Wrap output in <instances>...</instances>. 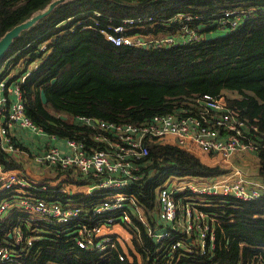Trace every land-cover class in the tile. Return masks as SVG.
<instances>
[{
	"label": "trees",
	"instance_id": "16d2710c",
	"mask_svg": "<svg viewBox=\"0 0 264 264\" xmlns=\"http://www.w3.org/2000/svg\"><path fill=\"white\" fill-rule=\"evenodd\" d=\"M52 1L0 0V39L15 25L45 11ZM230 10L235 12L225 15ZM177 12L189 18L173 19ZM128 17L133 21L125 22ZM117 24L123 26L124 35L142 36L147 44H112L102 31L114 33L112 27ZM186 29L194 33L205 29L212 37L184 45L158 43L153 37L179 41L188 37ZM41 43L46 44L44 51L39 49ZM12 55L11 63L25 55L26 64L39 60L20 86L26 114L57 137L76 140L86 152L90 148L114 151L104 138L114 140L116 133L99 127L96 120L139 124L156 114L177 112L215 126L220 113L206 107L201 96L223 97L225 108L244 122L241 140L255 146L251 152L258 159L257 175L264 183V0H60L11 38L3 58ZM227 90L238 95L227 97ZM80 116L91 118L92 123ZM0 162L5 168H21L31 177L25 172V165H32L30 157L14 160L0 151ZM130 162L137 163L139 170L128 191L147 222L131 215L130 224H125L131 233L130 258H119L122 248L118 244L99 253L79 248L73 240L74 227L18 218L25 212L14 202L0 214V245L8 246L12 258L0 264H264V194L250 200L230 194L197 196L192 202L204 211L207 227L213 226L215 241L208 238V227V251L188 253L180 247L171 248L173 231L161 239L149 233L152 227L156 231L166 227L155 214V188L172 175L213 176L222 173V168L159 140L148 144L146 155ZM39 168L45 172L41 181L64 174L66 189H39L49 181L37 180V185L23 188L25 196L71 202L87 210L100 201L97 193L68 194L69 183H92L91 172L73 176V168L57 164L49 171L43 165ZM119 175L118 170L99 173L101 177ZM12 193L22 192L2 189L0 202ZM15 221L25 236H35L25 250H15L10 243L9 225Z\"/></svg>",
	"mask_w": 264,
	"mask_h": 264
},
{
	"label": "built area",
	"instance_id": "2783aa9c",
	"mask_svg": "<svg viewBox=\"0 0 264 264\" xmlns=\"http://www.w3.org/2000/svg\"><path fill=\"white\" fill-rule=\"evenodd\" d=\"M234 12L235 10L226 11L225 15ZM95 13L96 15L100 14L97 11ZM171 17L173 19L189 18L181 12H177ZM132 21L133 17L125 20V22ZM112 29L114 33L102 32L105 38L114 45H146L148 42L145 43L143 39L139 38L135 41L129 35H124L121 24L114 25ZM170 40H172L171 37L163 36L156 39L155 42ZM45 48L46 44L41 43L39 49L44 51ZM13 57L14 55L7 56L0 63V151L10 155L14 160L24 156L30 157L33 164L43 165L45 168H50L52 164H57L61 168H73L74 171L71 172L73 176L92 173L90 176H93L94 180L92 179L90 184L83 185L86 189L82 191L87 195L97 193L101 196L100 201L94 204L92 209L87 210L83 206L71 202H61L57 199H39L29 196L20 199V202L24 201L29 211L34 213L30 218L34 223L38 224L39 221L44 220L52 222L59 228L63 226L75 227L73 240L79 248L104 252L115 248L118 244L122 248L119 258H130L128 248L131 246L127 244L128 248L126 249L121 243L120 238L122 237L113 232L111 227L115 224L125 227V224L131 222V215L147 224L140 204L136 202L137 200L128 191V188L132 180L138 177L139 170L137 163H132L130 160L133 157L139 159L146 155L148 144L151 141L159 140L191 152H193L192 147L196 143L202 152L218 153L224 158L237 153V150L251 152L255 148L251 142L241 140L240 126L244 122L234 112L225 108L223 97L203 94L201 100L204 105L220 113L215 126L203 125L197 117L191 114L181 115L177 112L156 114L146 122L139 124L96 120L99 127L111 128L116 133L114 140L104 138L114 151L90 148L86 152L76 140L57 137L55 133L48 132L43 126L36 124L26 114L20 86L31 70L39 65V60L33 59L26 64L24 58L28 56L25 55L20 57L17 62L11 63ZM80 117L85 122L92 123L91 118ZM18 129L33 133L37 139L43 135L42 137L45 139L43 148L30 155V151L24 149L18 141ZM99 137L96 136V138ZM62 145L65 147L64 149H62ZM106 170H118L121 175L99 176V173ZM61 175L54 179L40 180V182L49 181V184L41 183L38 188L46 189L47 186H59L56 187V190L64 192L66 189L64 179L58 180ZM189 176L194 179H190ZM40 182L31 180L21 168H5L0 162V190L14 189L17 191ZM155 189L157 201L155 214L166 227L160 231H156L152 227L149 233L161 239L173 231L170 240L171 248L180 247L188 253L195 251L203 254L208 251L206 228L209 227L208 238L213 242L215 241L214 228L212 225L207 227L204 212L200 216L198 212L195 213L199 203L192 202V200L195 201L192 195L201 193L230 194L242 200L257 199L264 194V183L260 178L253 179L241 168H232L227 172L213 176L172 175L157 185ZM68 194H70V190ZM17 196V193H12L7 199L0 202V214L16 202ZM195 216L196 218H194ZM210 219L214 224L215 219L213 217ZM9 230V235L18 239L23 238L18 221L11 223ZM29 238L31 237L24 235V239L28 241L27 244L30 242ZM189 238L195 239L196 242ZM12 248L18 250L16 247ZM10 252L7 245H1L0 261L11 260Z\"/></svg>",
	"mask_w": 264,
	"mask_h": 264
},
{
	"label": "rangeland",
	"instance_id": "374dc122",
	"mask_svg": "<svg viewBox=\"0 0 264 264\" xmlns=\"http://www.w3.org/2000/svg\"><path fill=\"white\" fill-rule=\"evenodd\" d=\"M185 32L186 33L188 32L187 33L188 34V37L187 38L180 39L179 41L177 39H174V40L172 39L173 41L170 40V41H167L166 43H170V45H175V44H178V43L184 45V44H187L188 42H191V40H195V39H205L206 38L205 37V34H206L205 29H201V30L199 29V31L198 32H195V33L193 32V30H189L188 31L186 29ZM130 37H131L132 40H135V41L138 38L139 39H143L142 36H138V37L130 36ZM148 37H150V36H148ZM153 37L154 38H158V39L162 38L160 36H156V37L153 36ZM170 45L168 44V46H170ZM4 58H6V57H4ZM4 58L0 61V63L4 60ZM225 95L227 97H235L238 94L235 93V92H233V91H228L227 90V91H225ZM198 147L199 146L195 143L193 145V147H192V151H194L198 156L199 155H202V154H205L206 156H208L209 157L208 160L207 159H204L206 161L205 163H207L208 165H211V166H217L219 168H222V172H227V170H229L230 168L231 169L232 168H241L242 170H244L249 175L251 173V169H252L251 166H254V162H251L249 164V162H248V160L246 159V156H245V153L246 152H243L241 150H237V153H236L237 155H235V156L233 155V157H230L229 158L230 161L228 163H223L222 162V159H228V158H224L223 156H221L218 153H206V152H202ZM235 160H237V162H234ZM32 165L34 166V168H37V166H38V165L33 164V163H32ZM66 170H68V169H66ZM30 172H32V171H30ZM189 177H190V179H194V177H192V176H189ZM64 178H65V175L62 174L58 178V180L61 181ZM70 185H71L70 187H72L73 190H85L86 189V187H84L83 185H74V184H70ZM17 191L22 192V193L20 195H18V197L16 198V205H17V207L20 206V208H22V209H20V211H24L25 212L24 215H21V214L18 215L19 216L18 218H24V219H27V220L30 221L31 216L34 215V213L29 211V208L25 206L24 201L20 202V199L23 198V197H25V191L23 190V188H21V189H19ZM195 195H197L198 198H199L200 197V194H194V195H192V197L195 199V201H197V196H195ZM246 200H249V199H246ZM197 212H198V215L200 216V215H202V213L204 211H199L198 209H195V213H197ZM196 216H197V214H196ZM196 216L194 218H196ZM50 223H52V222H50ZM115 225H117V226H115L117 228H119V226H120L119 224H115ZM54 227H57V225H55ZM22 235H23V238L22 239L15 238L13 235H11V237L13 239H12V242H10V243H12L14 245V247L18 248V250H21V249L25 250L30 245V244H27V242H28L27 239H24V233H22ZM32 237L35 238V236H32ZM32 237L29 238L30 239V242L29 243H31ZM189 239L192 240V241H194V242H196V240L193 239V238H189ZM120 240H121V243L123 244V246L126 247V249L128 248V246H126L127 244H129L130 246L132 245L131 244V238L125 240L122 237V238H120ZM16 241H19V242L16 243Z\"/></svg>",
	"mask_w": 264,
	"mask_h": 264
},
{
	"label": "crops",
	"instance_id": "0c3cea01",
	"mask_svg": "<svg viewBox=\"0 0 264 264\" xmlns=\"http://www.w3.org/2000/svg\"><path fill=\"white\" fill-rule=\"evenodd\" d=\"M18 141L21 143L22 147L26 150L31 151L32 153H36L38 151H40L43 148L45 139L42 136H39L38 139L35 138L34 134L24 130V129H18ZM62 149H64L65 147L62 145L61 146ZM194 154H196L194 151L192 152ZM197 155V154H196ZM233 155H237L236 153L232 154L231 156L228 157V159H222L223 163H228L230 161V157H233ZM198 156V155H197ZM246 159L248 160L249 164L251 162H254V166H251V173L249 174L253 179H259L258 174V159L255 155L254 152H246L245 153ZM203 162H206L204 159H209L208 156H206L205 154L199 155L198 156ZM228 160V161H227ZM234 162H237V160H235ZM45 168V167H44ZM47 171H49L50 168H45ZM231 169V168H230ZM229 169V170H230ZM228 170V171H229ZM32 171V172H30ZM25 172L31 176L30 178L32 180H40L41 178L45 177V172L43 169L39 168L37 166V168H34L33 165H25ZM55 182V181H54ZM71 185L68 184V189L70 190V194L71 193H75V192H82L84 190H73L72 187H70ZM117 225H114L111 230L113 232H115L116 234H119L121 237H123V239L127 240L129 238H131V233L123 226H119V228L115 227ZM74 237V235H73ZM11 251V250H10ZM91 251V250H90ZM92 252H96L94 250H92ZM99 253V252H98Z\"/></svg>",
	"mask_w": 264,
	"mask_h": 264
},
{
	"label": "water",
	"instance_id": "95a60500",
	"mask_svg": "<svg viewBox=\"0 0 264 264\" xmlns=\"http://www.w3.org/2000/svg\"><path fill=\"white\" fill-rule=\"evenodd\" d=\"M60 0H55V1H52L47 9L39 14H36L34 16H32L31 18H29L28 20H26L25 22H21L17 25H15L14 27H12L10 30H8L0 39V60L3 58L4 56V53H5V50L7 49L9 43H10V40L13 36H16L19 31H21L22 29L24 28H27L29 27L36 19L44 16L45 14H47L51 8ZM205 37L206 39H209L211 38V33L210 32H207L205 34ZM55 78L52 79V81H54ZM40 96H41V99L43 102L46 101V97H45V93L43 91V89L40 90ZM63 118H65V116H62Z\"/></svg>",
	"mask_w": 264,
	"mask_h": 264
},
{
	"label": "bare ground",
	"instance_id": "6f19581e",
	"mask_svg": "<svg viewBox=\"0 0 264 264\" xmlns=\"http://www.w3.org/2000/svg\"><path fill=\"white\" fill-rule=\"evenodd\" d=\"M76 205H79V204H76Z\"/></svg>",
	"mask_w": 264,
	"mask_h": 264
}]
</instances>
